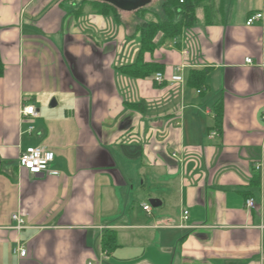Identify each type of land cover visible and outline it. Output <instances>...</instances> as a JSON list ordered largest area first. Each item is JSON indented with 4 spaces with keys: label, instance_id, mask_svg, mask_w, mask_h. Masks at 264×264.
Returning <instances> with one entry per match:
<instances>
[{
    "label": "crops",
    "instance_id": "crops-1",
    "mask_svg": "<svg viewBox=\"0 0 264 264\" xmlns=\"http://www.w3.org/2000/svg\"><path fill=\"white\" fill-rule=\"evenodd\" d=\"M92 1L0 0V264H264V20L246 24L264 0H208L212 23L198 8L146 79L118 68L150 15L118 22ZM203 69L200 91L189 79ZM25 104L40 113L33 133ZM28 147L53 152L60 175L20 169Z\"/></svg>",
    "mask_w": 264,
    "mask_h": 264
},
{
    "label": "trees",
    "instance_id": "trees-1",
    "mask_svg": "<svg viewBox=\"0 0 264 264\" xmlns=\"http://www.w3.org/2000/svg\"><path fill=\"white\" fill-rule=\"evenodd\" d=\"M92 4L99 14L108 15L113 12L116 21L119 22L118 12L120 10L98 0L92 1ZM200 7L205 11L207 23H212L210 15L213 6L208 0H163L159 11L147 7L135 11L138 14L147 13L151 17L140 18V22L137 24L140 48L136 59L132 64L120 66L119 71L123 75L135 79H146L162 73L164 71L163 64L156 63L148 57L153 56L159 46L176 41L184 29L194 27L197 22L196 11ZM3 72L4 65L0 61V75ZM207 76V69L192 70L189 82L201 91L207 84ZM221 115V110L218 108V124ZM121 150L131 159H136L141 155L140 146L121 145ZM115 246L116 241L112 236H104L103 248L105 250L110 251Z\"/></svg>",
    "mask_w": 264,
    "mask_h": 264
},
{
    "label": "built area",
    "instance_id": "built-area-1",
    "mask_svg": "<svg viewBox=\"0 0 264 264\" xmlns=\"http://www.w3.org/2000/svg\"><path fill=\"white\" fill-rule=\"evenodd\" d=\"M264 13H256L250 16L247 19L246 24L248 26L253 25L255 22L263 21ZM246 63L251 64L252 60L247 59ZM186 68L185 65H181L175 68L174 75L170 80V83L175 84L176 82H182V76L180 73ZM157 83H162L164 79L161 76L155 77ZM40 118V113L35 105L25 104L21 109V120L22 123H28V132L33 133L36 130L35 121ZM55 160V155L53 152L43 148V147H28L21 152L18 158V165L20 169L28 171L34 176H44L52 177L59 176L60 172L52 168V164ZM257 169L260 170V165L257 166ZM246 206L249 209L256 207V201L253 198H250L246 202ZM144 211L150 212L151 206L148 204L143 205ZM188 212H184V219L186 220ZM13 220L16 222V229H22L25 225V221L20 217L19 214H14L12 216ZM15 253L19 254L21 257L26 256L27 251L24 248L15 249Z\"/></svg>",
    "mask_w": 264,
    "mask_h": 264
},
{
    "label": "water",
    "instance_id": "water-1",
    "mask_svg": "<svg viewBox=\"0 0 264 264\" xmlns=\"http://www.w3.org/2000/svg\"><path fill=\"white\" fill-rule=\"evenodd\" d=\"M104 3H107L118 10L124 11V12H134L141 8H144L148 6L152 0H98ZM2 166V160L0 157V170ZM157 200H151L150 203L152 207H157L158 204L156 202Z\"/></svg>",
    "mask_w": 264,
    "mask_h": 264
},
{
    "label": "rangeland",
    "instance_id": "rangeland-1",
    "mask_svg": "<svg viewBox=\"0 0 264 264\" xmlns=\"http://www.w3.org/2000/svg\"><path fill=\"white\" fill-rule=\"evenodd\" d=\"M161 5H162L161 1L156 0L154 3L151 4L150 8H153V10L159 11L161 8ZM136 43H137V39H136Z\"/></svg>",
    "mask_w": 264,
    "mask_h": 264
}]
</instances>
